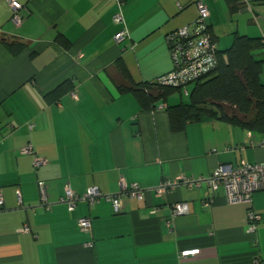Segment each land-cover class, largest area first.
<instances>
[{
	"label": "crops",
	"instance_id": "0c3cea01",
	"mask_svg": "<svg viewBox=\"0 0 264 264\" xmlns=\"http://www.w3.org/2000/svg\"><path fill=\"white\" fill-rule=\"evenodd\" d=\"M16 1L18 24L0 0V264H264V189L248 204H227L222 188L186 183L219 164H264V134L218 119L174 131L165 107L188 94L177 91L178 101L169 103L170 95L143 110L117 89L125 84L117 62L136 83L171 69L165 36L194 20L195 0ZM200 1L218 49L235 33L264 32V0ZM117 12L128 36L115 43ZM58 35L67 46L55 41ZM4 40L24 46L13 56ZM253 53L264 59L263 49ZM259 79L264 83V61ZM63 81L70 89L46 100ZM25 144L33 155L19 152ZM34 155L46 163L34 168ZM120 180L135 182L143 197H122V211L113 213L103 196L119 192ZM165 181L175 184L156 194ZM66 184L77 195L96 187L102 197L92 205L78 200L69 211L57 202ZM179 201L187 212L171 216ZM248 208L259 215L252 232ZM83 216L89 232L76 225ZM24 225L28 232H21ZM192 249L197 253L179 256Z\"/></svg>",
	"mask_w": 264,
	"mask_h": 264
},
{
	"label": "built area",
	"instance_id": "2783aa9c",
	"mask_svg": "<svg viewBox=\"0 0 264 264\" xmlns=\"http://www.w3.org/2000/svg\"><path fill=\"white\" fill-rule=\"evenodd\" d=\"M7 3L13 10L11 16L12 22L18 24L21 18L16 10L20 7V4L16 0H7ZM195 7L197 15L194 20L166 34L165 42L172 67L168 72L162 74L155 80L159 85L175 87L184 94H188L186 85L190 84L192 86V84L202 78L213 67L217 51L216 42L210 38L205 30L206 19L208 17L207 6L200 0H196ZM113 22L121 25V28L113 35V41L118 43L128 36L127 30L123 26V18L120 12L113 15ZM261 39L264 42V32L261 34ZM28 125L29 128L32 126L31 124ZM19 152L21 154L33 155L32 148L29 144L22 146ZM45 163V159L35 155L33 156L32 166L34 168ZM200 181H203L211 191L219 187L222 188L227 204H248L251 201L253 192L264 189V164L245 161H240L234 166L219 164L206 176L187 180L186 183L197 186ZM119 183V192L103 196V198L110 202L113 213L122 211V197L136 200H141L143 197L142 189L135 182L126 185L120 180ZM174 184L175 182L173 181H165L154 188V192L160 194L165 189L173 187ZM37 189L39 192V203L47 207L45 185L42 181H37ZM16 197L20 203L18 192H16ZM100 197H102V194L96 187H89L84 193L77 195L66 184L63 186L62 195L58 198L57 202L64 204L67 210L71 211L78 200L92 205ZM1 207L2 196L0 192V209ZM186 212L187 203L179 201L173 204L170 214L171 216H175ZM258 220L259 215L251 208H248L246 210V230L252 232ZM76 224L82 231H90V219L88 217H78ZM28 231L27 226L24 225L21 227V232ZM90 245L91 243H88V246ZM197 251V249L181 250L179 256H187L197 253Z\"/></svg>",
	"mask_w": 264,
	"mask_h": 264
},
{
	"label": "trees",
	"instance_id": "16d2710c",
	"mask_svg": "<svg viewBox=\"0 0 264 264\" xmlns=\"http://www.w3.org/2000/svg\"><path fill=\"white\" fill-rule=\"evenodd\" d=\"M205 30L210 36L207 24ZM55 41L67 46V42L59 35ZM2 43L13 56L24 46L18 41L10 43L4 40ZM259 49L264 50L261 35L250 37L236 33L227 48H217L215 64L192 84L187 100H179L165 107L170 129L178 131L183 129L186 122L218 119L244 130L264 134V83L259 79L264 59L256 58L253 53ZM115 67L125 83L117 86L118 91L130 93L143 110L152 109L157 101L165 102L178 91L175 87L159 85L156 81L132 82L120 63L117 62ZM70 87L68 82L63 81L48 92L45 98L54 101Z\"/></svg>",
	"mask_w": 264,
	"mask_h": 264
},
{
	"label": "rangeland",
	"instance_id": "374dc122",
	"mask_svg": "<svg viewBox=\"0 0 264 264\" xmlns=\"http://www.w3.org/2000/svg\"><path fill=\"white\" fill-rule=\"evenodd\" d=\"M242 20H243V18L241 19V21H242ZM228 44H229V42H227V44H225V45H228ZM220 47H221V45H220ZM190 88H191V85H190V84L186 85V89H187V91H189ZM177 90H178V89H177ZM178 91H179V90H178ZM187 97H188V95H186V96L182 95V98H181V99H182L183 101H185V100L187 99ZM168 99H169V100H168L169 103H173V102L178 101L179 96L175 93V94L171 95Z\"/></svg>",
	"mask_w": 264,
	"mask_h": 264
}]
</instances>
